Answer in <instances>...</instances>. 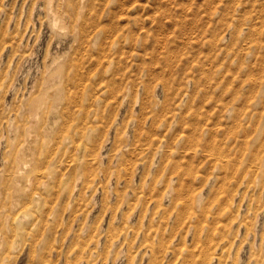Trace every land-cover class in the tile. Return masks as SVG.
Segmentation results:
<instances>
[{"label": "rangeland", "instance_id": "obj_1", "mask_svg": "<svg viewBox=\"0 0 264 264\" xmlns=\"http://www.w3.org/2000/svg\"><path fill=\"white\" fill-rule=\"evenodd\" d=\"M263 158L264 0H0V264H264Z\"/></svg>", "mask_w": 264, "mask_h": 264}, {"label": "bare ground", "instance_id": "obj_2", "mask_svg": "<svg viewBox=\"0 0 264 264\" xmlns=\"http://www.w3.org/2000/svg\"><path fill=\"white\" fill-rule=\"evenodd\" d=\"M64 71H65V70H64ZM64 71H63V72H64ZM67 71H68V70H67ZM63 72H62V73H63ZM49 73H50V72H49ZM73 73H75V71H74ZM69 75H70V74H69ZM62 76H63V75H62ZM65 76H66V75H65ZM50 77H51V76H50ZM66 78H67V77H66ZM49 80H50V79H49ZM65 81H66V80H65ZM66 84H67V83H66ZM39 102H40V101H39ZM37 107H38V106H37ZM62 111H63V110H62ZM58 114H59V113H58ZM56 116H57V115H56ZM50 124H51V123H50ZM54 125H55V124H54ZM56 125H57V124H56ZM57 126H58V125H57ZM50 130H51V129H50ZM203 131H204V130H203ZM37 134H38V133H37ZM49 136H50V135H49ZM42 137H43V136H42ZM61 148H62V147H61ZM23 154H24V153H21V156H22ZM24 155H25V154H24ZM26 156H27V154H26ZM23 157H25V156H23ZM19 158H20V157H19ZM19 158H18V159H19ZM21 158H22V157H21ZM21 158H20V160H22ZM24 159H25V158H24ZM263 159H264V158H263ZM263 159H262V160H263ZM26 160H27V157H26ZM30 161H31V160H29V163H30ZM37 161H38V160H37ZM21 162H22L21 164H23V166H26V164H27V163H25L26 161H25V162L21 161ZM21 164H20V166H21ZM22 168H23V167H22ZM19 169H20V168H19ZM24 172H25V171H24ZM25 177H26V175H25ZM25 177H24V178H25ZM26 178H28V177H26ZM37 179H38V178H37ZM82 179H83V178H82ZM24 180L26 181V179H24ZM157 182H158V181H157ZM13 187H14V186H13ZM26 187H27V185H26ZM59 188H60V187H59ZM17 190H18V189H17ZM168 191H169V189H168ZM16 192H17V191H16ZM19 192H22V191H19ZM167 194H168V193H167ZM22 197H23V196H22ZM21 200H22V199H21ZM19 201H20V200H19ZM20 202H21V201H20ZM198 214H199V213H198ZM147 251H148V250H147Z\"/></svg>", "mask_w": 264, "mask_h": 264}]
</instances>
